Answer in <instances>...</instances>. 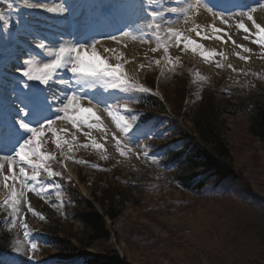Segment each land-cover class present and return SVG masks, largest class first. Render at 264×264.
<instances>
[{
    "label": "snow or ice",
    "instance_id": "1",
    "mask_svg": "<svg viewBox=\"0 0 264 264\" xmlns=\"http://www.w3.org/2000/svg\"><path fill=\"white\" fill-rule=\"evenodd\" d=\"M26 7L56 14L71 11V5L67 3L49 7L40 0L26 2ZM108 7L116 13L133 11L137 17L133 24L126 25L118 34L106 36L118 47L105 46L104 40L95 37L86 42L76 40L66 43L62 40L53 43L47 37L35 35L29 42V49L17 57L10 73L14 77L11 92L7 96L0 92V191L6 192L0 201V212L9 217L11 228H15L17 222H22L25 237L29 235V225L23 222L26 214L22 205L33 216L45 219L32 207L27 194L41 196L46 191L50 194L51 189L61 188L57 178L65 179L66 161L107 171L99 164H89L70 155L74 148L93 149L102 160L107 161L109 156L105 145L110 135L116 151L125 159L135 156L156 163L167 155L166 150L156 152L151 150L150 145H144L142 153L134 151V146H140L141 140L165 139L168 132L163 130L162 125H149L143 120L137 122L139 114H132L127 103L121 108L123 99L137 102L135 93L152 91L125 70V65L132 62L125 58L121 50L127 48V39L145 44L155 41V47L149 50L153 53L162 50L163 57L154 61L149 59L147 65L140 63L138 68L151 69L155 65L161 68V76L165 72L175 74L177 68L182 66L181 56L173 57L170 54L169 50L173 47L182 53L191 52L205 63L214 64L217 69L227 67L233 73L255 75L238 70L231 63L221 62L228 60L225 52L209 49L199 42L215 39L227 44L231 41L235 48L251 54V48L233 39V34H230L233 29L236 33H243L245 41L257 45L264 59V22H258L255 16V13L264 10V0H257L255 5L245 6L230 16L213 12L206 0H117ZM202 10L211 13L210 24L197 22L196 18ZM217 22L223 27H217ZM181 26L185 27L182 29ZM192 33L199 41L192 38ZM235 55L245 63L250 60V55H242L241 52ZM195 75L202 82L207 80L199 72ZM105 91L112 97L111 100L103 95ZM90 92L95 94L89 95ZM117 93L123 96H117ZM101 108L111 117L121 136L104 125L102 117L97 114ZM61 122L64 126H60ZM93 130L103 134V143L92 135ZM77 133L82 134L88 142L77 143ZM129 133L132 135L129 136ZM49 143L55 151L48 150ZM175 147L169 145V148ZM57 153L63 160L57 159ZM54 163L60 164L64 171L54 170ZM42 175H46L51 184H45L41 180ZM67 182H72L70 173ZM56 194L59 195V192ZM30 247L35 251L37 244L31 242Z\"/></svg>",
    "mask_w": 264,
    "mask_h": 264
},
{
    "label": "rangeland",
    "instance_id": "2",
    "mask_svg": "<svg viewBox=\"0 0 264 264\" xmlns=\"http://www.w3.org/2000/svg\"><path fill=\"white\" fill-rule=\"evenodd\" d=\"M26 2H30V0H18L16 7L19 5L22 11H19L18 14L10 13L8 15L10 24L19 26L23 29L22 33L31 27L28 23L31 19L27 14L29 8L26 7ZM256 2L255 0L251 4ZM263 11H258L256 14L258 15ZM65 17L69 19L66 26L72 27L71 17ZM217 26L223 27L219 23ZM230 34H233V39L237 43L243 44L253 51L251 54L243 53L229 41L226 44L228 60H221V62L231 63L238 70L242 69L248 73H255V75L233 73L227 67L217 69L214 64L205 63L199 56L192 55L191 52L182 53L175 47L170 48V54L173 57L180 55L182 66L187 65L189 73L192 74L193 80L189 82V85H216L221 83L220 81H224L228 85L264 83L262 50L250 41H245L243 33H236L233 29ZM192 38L199 41V38ZM131 41L136 45V48L129 49L134 50V53L125 54V58L132 61L125 65V70L129 75L134 76L138 82H143L145 76L154 70H161V68L153 65L151 69L146 67L144 70H139L138 65L140 63L147 65L149 59L153 61L161 59L164 54L162 50L155 53L149 50L151 47H155V41L151 44L140 43L132 39ZM199 42L208 48L206 40ZM107 44L115 45L113 42ZM6 45L8 44L2 46ZM214 49L218 51L220 46H216ZM236 52H241L242 55H250V60L247 63L239 60L235 55ZM216 59L220 60V57ZM161 67H163V62ZM196 72L207 77V80L200 81L195 75ZM162 88L161 92L165 93L167 97L166 90L173 91L171 86H162ZM4 89L7 95L11 92L5 87ZM116 95L123 96L120 93ZM195 96L198 97V94ZM169 97L168 100L173 99V97ZM129 102L126 98L123 99L121 108L124 103H127L129 107ZM102 120L110 131L116 132L118 136L122 135L113 123L109 125L105 119L102 118ZM186 127L188 129L184 128L186 132L190 128L193 129L190 123H187ZM228 127L227 140H229V145L232 148V161L235 170L241 177L240 180H230L217 184L216 187L206 189L204 196H194V194H184L174 187H169L166 184L167 181L158 178L156 191L143 192L139 189L137 196H135L138 197L139 202L126 205L122 218L114 225L113 233L115 236L106 242L95 245L88 250V253L92 256L96 254V256L102 255L108 258L120 256L119 258H125L124 262L128 264H264V143L250 136L248 132L249 123L245 116L237 115L229 118ZM92 135L96 137L98 142H104L102 133L93 130ZM77 136V143L88 142L82 134L77 133ZM167 138L170 141L172 136ZM145 141L141 140L140 146H134V151L142 153ZM176 141L183 148L187 145L186 140L180 142L178 139L174 142L176 143ZM113 143L114 141L109 135L105 145L109 156L107 161L102 160L100 154L93 149L74 148L70 155L81 156L89 164H99L102 168L105 166L119 168L121 174L130 181L134 180V177L129 175L131 171L136 169L150 171L153 164L151 161H145L142 157L137 159L135 156L130 159L120 157ZM47 147L48 150L55 151L51 143ZM57 159L63 160V157L57 153ZM66 163L73 169L71 160L66 161ZM79 167L75 166L74 168L78 169ZM85 167L82 173L85 180L83 184L78 178L80 172H76L74 169L77 176L74 178L75 187L88 199L94 201L96 207L101 210L99 203L101 195L99 193L97 196L94 194L93 185L101 179L107 180L108 177L103 172L99 173V170L88 165ZM41 178L47 184L52 182L46 175H42ZM57 192L59 195L56 194ZM5 195L6 192L0 191V201L4 199ZM27 195L30 197L32 207L45 218L52 220L59 217L62 210V195L59 189H51L50 194L47 191L42 193L43 198L35 193H28ZM21 207L34 229L43 228V221L35 219L30 212H27L26 206L22 205ZM19 223L17 222V226L12 228L15 240H17V255L11 258V264H27L30 259L34 261V258H30V249L23 239ZM81 230L82 228L78 224L73 227L74 232ZM52 255L53 257L47 258L45 263L41 262L43 260L40 259L36 261V264H63L57 260V253L54 252Z\"/></svg>",
    "mask_w": 264,
    "mask_h": 264
},
{
    "label": "trees",
    "instance_id": "3",
    "mask_svg": "<svg viewBox=\"0 0 264 264\" xmlns=\"http://www.w3.org/2000/svg\"><path fill=\"white\" fill-rule=\"evenodd\" d=\"M188 81L186 73L179 71L174 76L173 84L169 85L173 91H167L173 97L170 98V103L176 114L194 124L200 145L193 154L176 151L169 146H160L158 151L166 150L167 155L162 156V162L176 168L171 178L173 183L195 194H204L206 189L216 187L217 184L241 179L234 168L232 148L227 140L230 117L245 116L249 122L250 136L264 143V87L230 89L221 83L202 90L199 101L193 104L192 89L188 86ZM148 82L154 86L156 79L150 77ZM146 104L152 111H164L158 99L148 98ZM172 125L175 126L176 122H172ZM117 176L116 172L111 174L112 179ZM94 191H99L102 195L104 214L99 213L91 201L70 191L73 206L67 212V219L80 223V235L67 232L57 222L50 223L49 242L60 252L84 255L86 249L106 242L109 231L105 217L115 224L119 221L125 204L135 202L132 191L120 185L113 186L112 182L102 180L99 185H95ZM5 231L0 218V253L5 252L11 243V237ZM71 239H75L78 246ZM90 263L124 264V259L100 255Z\"/></svg>",
    "mask_w": 264,
    "mask_h": 264
},
{
    "label": "bare ground",
    "instance_id": "4",
    "mask_svg": "<svg viewBox=\"0 0 264 264\" xmlns=\"http://www.w3.org/2000/svg\"><path fill=\"white\" fill-rule=\"evenodd\" d=\"M49 1V3H45L47 6L49 7H55V6H59V4H57L54 0H47ZM98 2H96L95 0H66V3L71 5V11L67 12V13H63V14H56V13H50L47 11H44L42 9H30V13L32 14V23L33 25H35L36 29H43L44 27H46L47 25H53V24H49L48 21H63L66 22V17L65 16H69L72 17L73 19H75L76 24H80L83 25L85 30L91 29V25L93 24L94 26L96 25V29L95 32H102L104 33V36L109 32L108 29L109 28H114L115 30L117 28H119L121 26V24L125 21V20H129V24H133L134 21L137 20L136 15L134 14L133 11H128L127 13H116L115 11H113V18L115 19V22L112 26H109L108 22L104 21L103 18H101V10H102V6L104 4V0H97ZM215 2H217V0H214ZM244 1L247 0H238V2L242 3ZM32 2H35V0H32ZM106 3L109 4H114L117 2V0H106ZM160 2H163V0H160ZM44 3V2H42ZM98 3V4H97ZM99 12V15H98ZM256 18L258 19V22H264V11L260 14H256L255 15ZM84 18H87L84 19ZM212 15L211 13L202 10L200 15L196 18L198 23L201 24H210L212 22ZM209 20H211V22H209ZM128 24V25H129ZM218 24V22H217ZM182 29L185 26H181ZM218 27V26H217ZM64 29L67 30V28L65 27ZM47 32H50L49 29L46 30ZM63 37H64V42L66 43H70L71 39L70 36L66 35L65 31H62ZM210 35V32L208 33ZM191 36L198 38L195 36V33H192ZM50 41V40H49ZM207 44H208V48H214L216 46H220V49H222L223 52H225V45L224 44H220L218 43V41H216L215 39L212 40H206ZM53 43H57L55 41H51ZM107 41H104V43H106ZM127 43V48H121L122 51H124L125 54L128 53H134V50H129V49H135L136 45L131 41V39H129L128 41H126ZM105 46L108 47H118L117 45H113V44H105ZM16 51V49H15ZM12 54L11 53V57L14 59L16 57L21 55V52H18V50ZM15 56V57H14ZM11 60V59H10ZM106 92V91H105ZM105 92L103 93V95L106 98H109L108 95L105 94ZM95 93L90 92L89 95H94ZM110 100L112 98H109ZM112 120V119H111ZM110 121V120H109ZM60 126H64L63 124H61Z\"/></svg>",
    "mask_w": 264,
    "mask_h": 264
}]
</instances>
